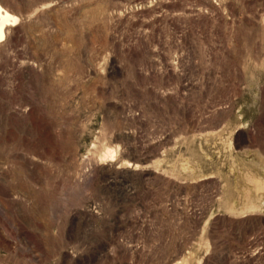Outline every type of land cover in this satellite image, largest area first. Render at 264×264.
Segmentation results:
<instances>
[{
    "label": "rangeland",
    "instance_id": "1",
    "mask_svg": "<svg viewBox=\"0 0 264 264\" xmlns=\"http://www.w3.org/2000/svg\"><path fill=\"white\" fill-rule=\"evenodd\" d=\"M0 4V264H264V0Z\"/></svg>",
    "mask_w": 264,
    "mask_h": 264
},
{
    "label": "bare ground",
    "instance_id": "2",
    "mask_svg": "<svg viewBox=\"0 0 264 264\" xmlns=\"http://www.w3.org/2000/svg\"><path fill=\"white\" fill-rule=\"evenodd\" d=\"M17 16L8 12L1 4H0V40L4 38L5 35V26L8 23H12V21H16ZM15 23V22H14ZM8 26V25H7Z\"/></svg>",
    "mask_w": 264,
    "mask_h": 264
}]
</instances>
